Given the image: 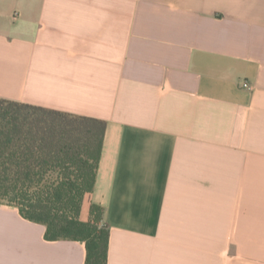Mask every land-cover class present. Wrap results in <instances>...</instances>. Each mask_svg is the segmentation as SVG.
I'll return each instance as SVG.
<instances>
[{
	"label": "crops",
	"instance_id": "0c3cea01",
	"mask_svg": "<svg viewBox=\"0 0 264 264\" xmlns=\"http://www.w3.org/2000/svg\"><path fill=\"white\" fill-rule=\"evenodd\" d=\"M0 99L105 123L107 264H264V0H0ZM0 203V264L85 244Z\"/></svg>",
	"mask_w": 264,
	"mask_h": 264
},
{
	"label": "trees",
	"instance_id": "16d2710c",
	"mask_svg": "<svg viewBox=\"0 0 264 264\" xmlns=\"http://www.w3.org/2000/svg\"><path fill=\"white\" fill-rule=\"evenodd\" d=\"M103 121L0 99V203L45 227L46 241L85 244L84 264H107L109 229L91 204Z\"/></svg>",
	"mask_w": 264,
	"mask_h": 264
},
{
	"label": "rangeland",
	"instance_id": "374dc122",
	"mask_svg": "<svg viewBox=\"0 0 264 264\" xmlns=\"http://www.w3.org/2000/svg\"><path fill=\"white\" fill-rule=\"evenodd\" d=\"M102 224H104V222H102Z\"/></svg>",
	"mask_w": 264,
	"mask_h": 264
}]
</instances>
